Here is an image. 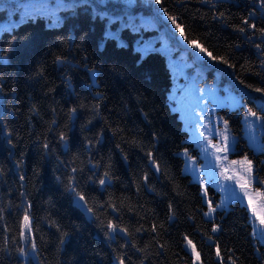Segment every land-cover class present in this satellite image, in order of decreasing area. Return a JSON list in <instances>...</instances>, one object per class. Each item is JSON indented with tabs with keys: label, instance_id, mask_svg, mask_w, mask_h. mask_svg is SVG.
I'll return each instance as SVG.
<instances>
[{
	"label": "trees",
	"instance_id": "obj_1",
	"mask_svg": "<svg viewBox=\"0 0 264 264\" xmlns=\"http://www.w3.org/2000/svg\"><path fill=\"white\" fill-rule=\"evenodd\" d=\"M261 28V0H0V264H264L248 206L207 217L216 191L183 169L192 128H228L264 194Z\"/></svg>",
	"mask_w": 264,
	"mask_h": 264
},
{
	"label": "rangeland",
	"instance_id": "obj_2",
	"mask_svg": "<svg viewBox=\"0 0 264 264\" xmlns=\"http://www.w3.org/2000/svg\"><path fill=\"white\" fill-rule=\"evenodd\" d=\"M68 5V3H65V6ZM55 15L60 19L61 16H63V11L58 9L55 12ZM178 73L179 72L173 73V80L175 83V89L173 93L177 92V88H179L180 86L181 79L178 80ZM224 89V94H226L227 99L232 98V91L229 89V87H224ZM186 91L188 92L189 90L187 89ZM206 96V99H210L211 101H213L212 105H210L207 109V114H210V112L219 105L218 103L220 101L223 102V97L215 91H211ZM195 102V98H190L186 106ZM181 115L182 117H186V119L189 121L193 120L191 114L188 112V109ZM194 121L197 124H199L200 122L196 118ZM207 121L208 119H205V122ZM205 131L206 129L203 126H201L199 129L192 128V140L197 143L199 152L197 153V155H191L190 158V154L189 156H187L183 168L184 171L191 174L192 179L198 181L202 185L205 192L208 193L207 189L209 187H212L216 191L215 193L211 192L209 194L213 198L212 200L206 199V202L211 201L213 207L215 208V211L216 209H224L228 207L230 203L234 201H239L240 203L247 205L252 212V209L248 204L249 197H251L253 204L256 206L257 211L259 212L262 206H264V202L259 191L255 189L256 185L252 183L254 180V176L252 174H250L249 176V174L246 172L247 161L249 160L245 159L244 156L247 155H243V153L240 152L239 147L235 145L236 142L234 143V136L228 128L226 132L224 129L222 133H218V131H215L219 134L217 143L204 137ZM225 135H227L228 137L227 150L217 151L218 148H223L225 146ZM228 177H232V179H228ZM246 181L249 184L247 194H245V190L240 188V183H244ZM232 193H235V195L233 196ZM216 194L217 196H215ZM213 213L211 214V216L213 215ZM254 221L255 229L257 230L256 234H258L261 239H264V236L260 235V229L262 228V226L259 224V220L255 218ZM23 225L21 230V239L23 241V244L25 245L27 240H30V238L28 235L29 232L24 229ZM22 233H24L28 237L27 240L25 239V236L22 235Z\"/></svg>",
	"mask_w": 264,
	"mask_h": 264
},
{
	"label": "snow or ice",
	"instance_id": "obj_3",
	"mask_svg": "<svg viewBox=\"0 0 264 264\" xmlns=\"http://www.w3.org/2000/svg\"><path fill=\"white\" fill-rule=\"evenodd\" d=\"M156 2L157 3H160V0H156ZM261 4L264 5V0H261ZM221 15H223V14H221ZM251 15H253V14L250 13L249 16H251ZM168 19L172 21V24H174L176 26V29L177 30H180L181 36H184V32L181 29V26L176 23V17L169 16ZM242 23H243V25H245L248 28H252V29H255L256 28V24L255 23H252V24L249 23V18L248 17H245L243 19V22ZM238 30L240 32H245V27L238 26ZM259 31L261 33V37L264 38V28L259 29ZM185 39H187V37H185ZM190 43H192V47L193 48L199 49V51L201 53H206L209 57H211V59H213V60L218 59L217 57L212 56V54L210 52H208L207 49L204 48L202 45L196 43L195 41H191ZM257 48H259V45H257ZM58 59H60V58H58ZM219 59H221L223 61V63H225V64L228 63V61L226 59H224L223 57H220ZM256 90L257 91H264V89H256ZM75 111H76L75 109H72V112L73 113ZM247 115H249V116H256V113L255 112H249ZM226 124H227V122H225V125ZM226 131H227V128H225V132ZM64 139H65V136H64L63 133H61V140H64ZM227 140H228V137H227V135H225L224 136L225 146L223 148H218L217 151H226L227 150ZM45 147H47V145H45ZM157 169H158V165H157ZM73 171H75V169ZM251 171H252L251 161H247V169H246V172L249 174V176L251 174ZM107 177H108V173L105 172L104 173V178H101L100 181H99V183L101 185L105 184ZM228 179H232V177H228ZM248 187H249V184L247 183V181L244 182V183H240V188L243 189V190H245V194H247ZM78 195H79V199L80 200H85V197L83 195H81V194H78ZM232 195L234 196L235 193H232ZM261 195H264V194H261ZM248 204H249V207H251V209H252L253 217L259 220V224L261 226H264V206H262L261 210L258 212L256 206L253 204V201H252V198L251 197H249ZM208 207H209V211L206 212L205 215L206 216H211V214L215 211V208L213 207L211 201L208 202ZM88 211H91V209H88ZM23 219H24V225H23L24 226V229L27 232H30L31 231V222H30V217L28 216L27 212H25V215H24V218ZM108 227H109V229L112 230V232H115L117 230V227L118 226L115 225V224L109 223ZM217 230H218V226L217 227H214L212 229L213 232H215ZM126 231H127V229H121V232H126ZM253 232H254V234H256L257 230L254 228L253 229ZM22 235L25 236V239L26 240L28 239V237L24 233H22ZM260 235L261 236H264V227H262L260 229ZM187 245L191 247L192 252L195 254L196 260H199L200 254L196 251V247L192 243V241L191 240H187ZM35 247H36V245L33 242L32 243V248L35 249ZM20 252L21 253H24V249L21 248L20 249ZM216 255H217V257H220L219 247H217ZM119 264H124L123 258H120ZM232 264H235V261H233Z\"/></svg>",
	"mask_w": 264,
	"mask_h": 264
},
{
	"label": "water",
	"instance_id": "obj_4",
	"mask_svg": "<svg viewBox=\"0 0 264 264\" xmlns=\"http://www.w3.org/2000/svg\"><path fill=\"white\" fill-rule=\"evenodd\" d=\"M74 203L81 210V212H83L85 214V216L88 219L91 218V211H88V207H87V204H86L85 200H80L79 199V195H77L74 198ZM119 234L120 235H125V232H121V230H119Z\"/></svg>",
	"mask_w": 264,
	"mask_h": 264
},
{
	"label": "bare ground",
	"instance_id": "obj_5",
	"mask_svg": "<svg viewBox=\"0 0 264 264\" xmlns=\"http://www.w3.org/2000/svg\"><path fill=\"white\" fill-rule=\"evenodd\" d=\"M173 77V76H172ZM264 98V97H263Z\"/></svg>",
	"mask_w": 264,
	"mask_h": 264
}]
</instances>
